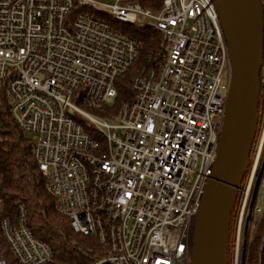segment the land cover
<instances>
[{
	"label": "built area",
	"instance_id": "built-area-1",
	"mask_svg": "<svg viewBox=\"0 0 264 264\" xmlns=\"http://www.w3.org/2000/svg\"><path fill=\"white\" fill-rule=\"evenodd\" d=\"M122 24L158 30L163 58L133 75L131 96L113 111L117 82L143 46ZM231 76L213 0H0V86L58 211L103 248L86 264H192ZM252 150L229 264H246V223L264 213V96ZM19 208L17 224H1L12 252L20 264H49L50 245ZM0 264L9 262L0 255Z\"/></svg>",
	"mask_w": 264,
	"mask_h": 264
},
{
	"label": "water",
	"instance_id": "water-1",
	"mask_svg": "<svg viewBox=\"0 0 264 264\" xmlns=\"http://www.w3.org/2000/svg\"><path fill=\"white\" fill-rule=\"evenodd\" d=\"M229 47L232 76L213 172L196 216L192 264H229L233 210L259 123L264 65L261 0H213Z\"/></svg>",
	"mask_w": 264,
	"mask_h": 264
},
{
	"label": "trees",
	"instance_id": "trees-1",
	"mask_svg": "<svg viewBox=\"0 0 264 264\" xmlns=\"http://www.w3.org/2000/svg\"><path fill=\"white\" fill-rule=\"evenodd\" d=\"M145 7L160 8L162 0H139ZM263 2V0H261ZM263 4V3H262ZM264 6V5H263ZM142 41L139 64L132 67L124 78L117 82L118 96L113 111L131 96L132 70L138 67L152 68L162 61L161 33L150 26L137 28L120 25ZM11 105L4 85L0 86V255L9 264H20L1 228L8 219L17 224L20 218L19 206L27 211V225L39 239L48 243L53 252L49 264H86L89 255L102 254L99 241L74 230L70 218L62 215L54 198L46 188L45 174L32 153L30 135L14 121ZM11 256L12 261L8 258ZM264 264V219L257 226V232L247 248L245 263Z\"/></svg>",
	"mask_w": 264,
	"mask_h": 264
},
{
	"label": "rangeland",
	"instance_id": "rangeland-1",
	"mask_svg": "<svg viewBox=\"0 0 264 264\" xmlns=\"http://www.w3.org/2000/svg\"><path fill=\"white\" fill-rule=\"evenodd\" d=\"M262 3L264 5V0H263ZM137 66H136V68L134 70H132L131 75H134L135 73L138 72V67ZM261 80H262V88H261V94H260V104L262 105L263 104V96H264V88H263V84H264V67H263V69L261 71ZM252 154H253V150L251 152V158H252ZM263 198H264V195H263V192L261 190L259 192V196H258V200H257L258 204H260L263 201ZM234 210H235V208H234ZM234 210H233V213H234ZM263 219H264V213H262V214H252L251 219L246 223V227H245L246 247H247L248 244H250V242L252 241V239L255 237L256 232H257V226H258V224L261 221H263ZM8 258L10 259V261L13 260V258L11 256H8ZM255 264H262V262L259 260Z\"/></svg>",
	"mask_w": 264,
	"mask_h": 264
}]
</instances>
